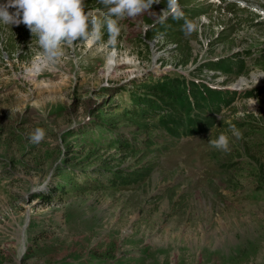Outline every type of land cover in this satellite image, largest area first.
Segmentation results:
<instances>
[{
  "label": "rangeland",
  "instance_id": "374dc122",
  "mask_svg": "<svg viewBox=\"0 0 264 264\" xmlns=\"http://www.w3.org/2000/svg\"><path fill=\"white\" fill-rule=\"evenodd\" d=\"M208 3L178 0L175 14L188 15L196 28H183L175 41L165 33L145 34L168 12V0H157L150 10L118 21L114 44L105 30L94 47H71L73 59H60L65 70L58 63L41 75L39 66L34 70L42 55L35 37L23 24L1 25L0 264L88 263L94 256L107 264H264V193L256 188L264 179L255 170L264 169L255 144L264 137V56L258 58L264 54V0ZM85 4L102 17L98 0ZM169 42L178 45L175 52L167 51ZM238 49L236 64L246 65L241 74L238 65L226 68ZM205 59L224 61L216 77L239 76L245 88L229 104L230 96L221 99L218 123L207 133L137 156L117 154L109 131L96 135L94 113L100 106L113 109L123 87L155 79L164 65L187 77L201 63L194 70L199 76H189L204 80L208 73L198 69H209ZM37 128L45 131L39 144L31 140ZM116 130L130 140L132 131L146 139L128 123ZM152 132L161 141L164 134ZM220 134L229 137L228 151L209 143ZM120 160L128 171L147 163L152 170L128 183H106Z\"/></svg>",
  "mask_w": 264,
  "mask_h": 264
},
{
  "label": "trees",
  "instance_id": "16d2710c",
  "mask_svg": "<svg viewBox=\"0 0 264 264\" xmlns=\"http://www.w3.org/2000/svg\"><path fill=\"white\" fill-rule=\"evenodd\" d=\"M166 6L167 5H165V7ZM150 28L149 32L147 31L145 33L146 36L148 35V38L158 33H165L169 34V39L177 41L176 39H178L181 33L180 31L184 28V20L180 17L172 16L167 19L166 22L151 23ZM219 65L220 63L218 62L216 66ZM228 70H231V66H228ZM199 88L205 89L192 82L186 83L183 77L176 73H170L157 79L140 82L133 85L131 88H127L128 90H126V87H123L120 92L127 95L124 97L123 94L120 93L117 102L113 103V109H108L109 107L107 106L108 108L106 107V110L103 106H100L98 115L94 113V120L96 119L97 122L94 128L97 129L98 132L92 130L93 134L95 135L96 133L97 136H102V134L109 131L111 135H114L112 141L113 146L118 148L117 154L137 156L139 153H150L151 150H154L152 148H155L157 151H165L166 148L177 143L182 137L207 132L210 127L214 125V119L208 118V116L200 118V116L207 112L209 107H216V104L213 103L216 94L212 93V91L206 89V91H204ZM110 96L112 97L111 100L116 97V95ZM189 98L192 99V102L189 101ZM119 108H121V111L116 112L115 110ZM120 123H128L134 126L137 132L145 131L146 139L143 141L140 138L138 139L136 137L137 135H135L136 131H132L134 135L133 139H128L122 132L116 130ZM259 127L260 131H264L261 126ZM152 130L164 134L161 141L157 139L158 136L154 135ZM79 131L84 134L89 133L85 129ZM103 138L102 142L99 143L101 145H103V141H105V137ZM263 140L264 137L255 144L261 151L260 155L264 158V144L261 142ZM140 143L143 149L141 152H138L141 147ZM120 162L121 160L115 166L109 168L111 179H106V183L115 184L114 181L128 183L133 181L132 177H134L135 180H138L140 177L144 178L142 174L146 176V174H149L152 170L150 164L147 163L145 167H141L139 170L128 171L127 168L120 167V165H122ZM100 170L102 172L107 171V169ZM255 170L258 174V179H264L263 166L260 168L255 167ZM70 173H72V171H70ZM83 185H87L86 187L89 186L88 183ZM256 188L258 192L264 193V183L256 184ZM58 189L60 188L56 186L53 192H56ZM26 252H29L28 248ZM95 258L97 257L94 256V258H91L95 260L94 262L74 263L71 261L59 264L108 263V260L101 261Z\"/></svg>",
  "mask_w": 264,
  "mask_h": 264
},
{
  "label": "clouds",
  "instance_id": "9594fccd",
  "mask_svg": "<svg viewBox=\"0 0 264 264\" xmlns=\"http://www.w3.org/2000/svg\"><path fill=\"white\" fill-rule=\"evenodd\" d=\"M103 6V15L97 16L91 10H85V0H0V25H25L36 38L41 57L36 64L41 68L54 69L64 55L67 46L77 44L89 46L101 41L105 30L109 41L115 43L120 35L121 28L118 21L126 17H135L157 0H98ZM178 8V0H168V9L172 14ZM162 11V12H163ZM185 27L191 33L196 25L185 21ZM1 33V29H0ZM257 77V81L258 82ZM235 136L241 133L234 130ZM45 138V131L37 128L31 134V140L39 144ZM213 147L228 151L229 137L220 134L216 139L209 141Z\"/></svg>",
  "mask_w": 264,
  "mask_h": 264
},
{
  "label": "built area",
  "instance_id": "2783aa9c",
  "mask_svg": "<svg viewBox=\"0 0 264 264\" xmlns=\"http://www.w3.org/2000/svg\"><path fill=\"white\" fill-rule=\"evenodd\" d=\"M157 43H159V42H156L154 45H156ZM34 44H37V42H36V38H35V43H34ZM37 45H38V44H37ZM65 50H67V51H69V52H66V53L64 54V58H63V60L71 61V59H73V57L71 56V52L73 51L72 48H69V49L65 48ZM40 57H41V56H40ZM40 57H38V59H39ZM38 59H37V60H38ZM2 60H3L4 67H7V68L11 69L10 65L8 64L7 59H3V58H2ZM58 63L64 64V66H63V70L66 69V68H65V65H68V64L64 63L63 61H58ZM58 63H57V64H58ZM55 70H56V72H60V73H62L61 71H63V70L60 71V70H58V69H55Z\"/></svg>",
  "mask_w": 264,
  "mask_h": 264
},
{
  "label": "bare ground",
  "instance_id": "6f19581e",
  "mask_svg": "<svg viewBox=\"0 0 264 264\" xmlns=\"http://www.w3.org/2000/svg\"><path fill=\"white\" fill-rule=\"evenodd\" d=\"M110 63H112V62H110ZM36 66H38L36 63H35V65H34V70H35V68H37ZM38 69V68H37ZM34 71H32L31 73H33Z\"/></svg>",
  "mask_w": 264,
  "mask_h": 264
}]
</instances>
